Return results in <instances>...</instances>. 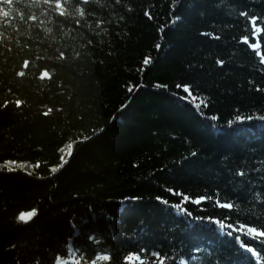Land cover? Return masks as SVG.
<instances>
[{
    "label": "trees",
    "instance_id": "16d2710c",
    "mask_svg": "<svg viewBox=\"0 0 264 264\" xmlns=\"http://www.w3.org/2000/svg\"><path fill=\"white\" fill-rule=\"evenodd\" d=\"M152 2L155 22L141 18L117 29L114 0H0V264H90L98 247L119 252L136 240L166 243L165 237L189 254L201 247L194 264H205V240L218 241V264L250 260L211 225L166 214L154 199L161 194L155 185L171 186L160 169L175 172V161L197 151L175 183L211 191L248 181L249 191H259L264 127L254 121L217 136L209 122L152 85L194 82L222 113L223 126L235 107L264 115V97L246 93L249 79L262 78L253 73L264 70L236 46L242 33L211 2L178 8L184 23L166 29L163 41L158 28L171 0ZM245 6L260 11L264 3ZM201 31L221 41L210 44ZM144 55L157 59L141 76ZM217 59L231 63L221 69ZM128 82L147 87L121 112ZM240 170L245 177L237 176ZM126 196L142 201L118 203ZM258 203L242 207L262 211Z\"/></svg>",
    "mask_w": 264,
    "mask_h": 264
},
{
    "label": "snow or ice",
    "instance_id": "6c2138e0",
    "mask_svg": "<svg viewBox=\"0 0 264 264\" xmlns=\"http://www.w3.org/2000/svg\"><path fill=\"white\" fill-rule=\"evenodd\" d=\"M211 2L215 11L234 24L238 31L242 34L234 38L236 46L241 48L245 55L251 56L258 64V68L264 70V8L260 11L249 10L245 5L247 0H171L169 5L170 15L168 20L161 24L158 28L160 39L163 41L165 30H172L173 26L178 23H184L182 13H177L178 8L197 7L203 4L207 8ZM116 8L112 11L120 18V23L116 25L117 29L127 26L129 21L141 18L149 22H155V4L152 0H114ZM264 3V0H260ZM235 6V7H233ZM201 17H204L203 10ZM199 36L206 39L210 44L221 41L219 35L212 31H201ZM156 50L159 52L161 44H155ZM156 59L151 55H144L140 61L138 71L141 76L145 72L152 70L156 63ZM214 63L221 69L224 68L225 60L217 59ZM260 75L262 78L258 83L255 79H249L247 84L250 86L246 89V93L250 95H258L264 97V72L253 73ZM147 85L140 82H128L124 84V89L129 96L125 102L120 105L119 111H124L131 103L132 95L138 93L140 89ZM154 90H163L166 94L181 102V106L189 107L201 120L208 123V127L217 135H222L226 129H234L240 131L242 127H248L254 121L261 122L264 127V115L256 113H242L239 107L233 108L228 115L225 125L221 126L218 122L223 119L221 112L214 110L215 104L210 97L199 90V85L181 79L180 82L173 83L171 87L168 83L157 82L152 85ZM173 89L175 91H173ZM264 111V109H261ZM116 118L113 120L115 121ZM235 126V127H234ZM191 147L190 141H183ZM197 151H191L184 155L181 160L174 162L177 171L171 169H160L164 174V180L173 181L171 186L164 184L155 185L159 188L161 194L155 196V201L164 206L166 214L182 218L184 222L194 224L201 222L203 225H211V231L215 232L221 239L233 243L241 252L247 253L250 257L247 264H264V188L259 191L252 186L251 191L248 190L250 182L244 181L239 185H233L229 190H222L219 187L209 191L207 188L192 190L182 184L175 183V178L185 167V162L191 163L192 158L197 157ZM139 167V165H133ZM259 171V169H257ZM237 176L243 178L246 173L240 170ZM222 191L225 195L222 196ZM169 197L174 202L170 203ZM142 201L140 196H126L118 203L134 205ZM262 209L257 211L254 208L245 209L243 204H256ZM189 206H195L201 211H207L211 208L213 213L207 216H193V212L189 210ZM129 239L128 237H125ZM165 242L143 243L136 240L132 245L117 252L109 247H98L93 253L90 264H94L97 257H103L106 264H194V257L202 252V248L197 246L189 252H185L183 247H179L172 240L164 238ZM115 241V235L112 236ZM97 245H101V240H96ZM208 251L204 253L205 264H218V259L213 258V252L219 256L220 253L216 249L218 241L208 243L207 240L202 242Z\"/></svg>",
    "mask_w": 264,
    "mask_h": 264
}]
</instances>
